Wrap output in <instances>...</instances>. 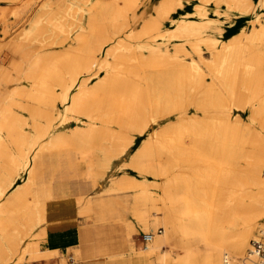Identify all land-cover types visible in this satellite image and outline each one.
Returning a JSON list of instances; mask_svg holds the SVG:
<instances>
[{"label": "bare ground", "instance_id": "bare-ground-1", "mask_svg": "<svg viewBox=\"0 0 264 264\" xmlns=\"http://www.w3.org/2000/svg\"><path fill=\"white\" fill-rule=\"evenodd\" d=\"M82 1L87 5L80 10V14L75 7H70L69 2H65L57 5L56 9L52 5L45 7L32 19L29 28L24 31V36L40 35L41 31L36 33V28L33 27L44 23L46 25V29L43 30L44 35H49V42L52 43L67 42L71 32L75 31L74 28L83 26L82 23L85 20L89 22L91 29L89 33L78 29L74 37L78 44L53 55L31 57L32 54L22 45L18 46L14 51L15 69L20 70L24 63H28L29 67L24 77L32 79L35 86L33 89L16 91V94L12 95L30 98V102L17 103L16 106H21L33 114L47 115L48 112L42 105L63 103L68 98L70 90L78 83L80 91L74 98L77 110L92 104L93 97L102 93L108 100L107 109L113 115L111 123L116 122L119 127L122 125L126 129L99 127L89 129L88 132L93 134L97 132L104 138H115L116 144L123 149L116 153L120 156L128 152V146L135 141L132 142L134 136L145 134L143 116L149 115V108L146 106V101L150 98L149 87L146 83L147 79L141 78L133 66H127L128 56L119 51L118 45L109 49L112 53L117 52L116 61L112 63L102 59L98 53L103 51L105 43L116 41L114 35L118 26L116 18L121 13L128 14L126 7L134 0H95L92 4H89L90 0ZM176 1L161 0L160 10H164V13L161 12L164 19L175 7ZM240 1L242 0H218L217 2L219 4L226 2L229 6L239 8ZM260 4L264 7V0H260ZM198 14L204 16L202 11ZM156 19L152 18L153 21L147 28L149 33L152 32L151 35L160 25ZM252 21L254 26L251 30L243 32L247 43L240 42L237 37V42L233 43L229 50L216 47L212 39L203 36L204 28L190 23L189 26L182 27L180 34L184 38L182 41L168 40L164 50H158V52L155 50L143 61L137 60L141 72L142 69L143 72L146 70L142 67L162 70L163 68L179 69L180 77L177 80L180 88L174 110L181 114L179 117H182L181 124L184 128L180 140L182 163L179 169L171 168V166L163 167L161 159H153L147 154L149 142H144L130 159V164L136 169L140 168L143 175L152 174L164 180V191L158 195H155L151 189L155 180L138 182L143 189L135 195L137 204L133 207V217L125 222L130 241V253L145 256L148 264H190L194 247L189 240L193 237H197L201 244L208 246V250L202 254V264H258L257 257L250 253L249 240L251 236L256 237L259 233L262 224L260 220L264 217V176L261 173L262 164H260L264 162V133L260 135L255 128L256 123L260 122L256 110L262 112L264 118V101L255 110L248 98L255 97L259 91L264 90V20L261 15H257ZM170 45H173V48H170ZM203 45L214 50L212 61L203 56ZM246 51L249 52L247 56L244 55ZM180 52L192 56L196 53L200 59L211 66L228 90L227 95L218 91L216 97L224 100L230 97L233 100L225 103L226 109L220 110L217 104H212L209 109H206L205 114L220 112L229 114V119L220 126L221 144H217L216 147L221 149L216 150L221 156L214 162L215 167L212 169H215V172H211V168L199 166L201 162L210 163V161L204 158L206 154L204 149L207 145L203 140L204 135L188 124L187 116L190 114L191 99L196 96L188 94L187 85L194 83L189 74L192 68L189 61L180 56ZM136 57L139 58V56ZM101 70H106V75L96 82L97 85L94 84L96 86L92 91L86 86L89 79L80 82L81 73L96 71L99 74ZM18 77L3 78L0 89L5 90ZM57 84L63 88L61 94L56 91ZM8 93L2 94L4 99L10 100L12 95ZM197 105L205 107L203 103L197 102ZM0 106L1 114L5 109H12V106L7 103ZM235 108L240 109V114L234 113ZM248 110H250V118L246 120L243 118V113ZM13 113L14 117L11 120L16 121L14 118L18 112L13 110ZM155 113L158 115L163 111L158 110ZM197 116L201 115L196 114L195 118ZM69 120H73V117H69L67 113L63 118H58L57 113L54 112L52 123H49L48 128L44 129L40 125L34 136L27 139V142L25 136H22L23 129L20 125L11 124L10 119L8 123L0 125V132H3L6 126L7 129H12L10 134L16 135L10 138L13 143L8 141L9 138L0 135V264H9L12 261L15 264H24L22 260L24 261L25 257L21 258L18 255V247L25 240L28 232L30 235L26 239V246L32 252L37 251L39 245L54 250L63 243H78L76 214L83 213L91 218L93 209L91 200L85 201L82 207L73 213L70 212L71 209L74 205L78 206L73 200H58L53 203L35 202L32 198V186L36 182L33 166L30 163L32 160L29 162L31 167L27 166L30 168L29 179L20 183L14 190H9L22 164L28 165L27 160L21 156V153L24 154L26 151L24 149L26 143L36 153L47 149L73 147L77 160L86 162L89 161L94 150L103 148L101 143L75 142L68 138L63 131ZM77 121L84 120L77 118ZM81 126H78L79 131ZM14 131H17V134L13 133ZM42 138H45L43 143ZM236 145L239 148L237 150L234 149ZM239 152L240 156L243 155L244 158L249 159L248 161L253 158L251 164L254 165L250 171L240 172L235 179V181L240 180L235 182L236 185H240V188L244 184L251 185L247 194L240 192L242 198L250 199L251 202L231 208L228 217L223 219L221 212L225 196H222V199L221 197L218 199V196L222 194L223 188L226 189L236 170L229 164L228 156ZM106 154L104 151L102 157H109ZM140 154L144 156L146 154V157L140 159ZM102 157L89 163L92 165L87 169L85 177L92 173L97 162L101 165L105 164ZM153 165L156 167H152ZM187 165L191 171L185 168ZM8 167L12 170L10 175L2 171ZM151 168L154 170H149ZM13 174L15 176L12 177ZM117 185V181L112 182L110 189L115 190ZM170 185L173 187L169 189ZM255 185H260L259 190L254 188ZM40 223H43V226L39 232L35 233L34 230ZM159 226L165 229L159 231ZM140 229L153 230L145 233L148 236L147 244L141 248L137 247L133 241V232ZM48 244H51L52 248L47 247ZM36 253L37 256H42V252Z\"/></svg>", "mask_w": 264, "mask_h": 264}, {"label": "rangeland", "instance_id": "rangeland-1", "mask_svg": "<svg viewBox=\"0 0 264 264\" xmlns=\"http://www.w3.org/2000/svg\"><path fill=\"white\" fill-rule=\"evenodd\" d=\"M92 1V2H91ZM95 0H90L89 4H92ZM152 0H134L131 5L126 7V13L128 14H120L118 16V26L117 31L115 32L116 41L111 43H105L103 51H99L98 53L102 59H107L108 63H112L116 61L115 55L117 52H110L109 49L113 47L114 45L119 46V51L121 53L127 54L128 56V64L127 66H133L137 72H139L141 78L147 79V85L149 87V94L150 98L146 101V106L149 108V115L146 117L143 116V119L145 120V134L140 136H134L132 139V142L134 143L130 144L128 146V152L126 154H122L120 156H117L116 153H119L123 149H120V145L116 144L115 138H104L103 135H98L97 132L95 134L89 133V129L93 128H99V127H106L110 129H117L122 128L126 129L122 125L119 127L116 122L111 123V118L113 115H111L107 109L106 102L108 100L106 97L102 95V93H98L96 97H93L94 100L92 104H89V106H85L82 109L77 110L75 107V95L80 91L79 89V83L75 85L68 95V98L63 103H46L45 105H42L47 110V115L42 114H36L31 113L29 110L23 109L21 106H16L17 103H28L30 102L29 97H22L19 95H12L16 94V91L22 90V89H33L35 86V83L32 79H27L24 77L25 72L27 68L29 67L28 63H24V66L22 69L17 70L15 69L16 63H15V56L14 51L15 49L22 45V47L30 52L33 56L37 55H47V54H56L58 52L70 49L72 46L77 45V40L74 39L76 31L84 30V32L89 33L91 29V25H88L89 22H86V20L82 23L83 26H80L75 31L71 32V37L68 39L67 42L64 44L60 43H52L49 42L50 38L49 35L46 36L45 31H43L45 28V24H40L39 26L36 25V33L38 31H41L40 35L33 36V37H26L24 36V31H26L32 19L36 16L38 12H40L42 9H44L47 6L52 5L54 9L57 8V5L64 4L65 2L70 3V7H75L77 10V13L80 14V10L83 9L87 4H85L82 0H24L22 2L16 1V0H0V82L3 78L11 76V77H17V80L10 83V85L7 86V88L4 90L0 89V104L4 105L5 103L12 106V109H5L2 114L0 113V125L8 123V119H10L11 124L20 125L23 129L22 136H25V140L27 142V139H31L34 134L36 133V130L41 125L44 129L48 128L49 123H52V118L54 112L57 113L58 118H63L65 113L69 117H73V120H69L70 122L65 125V129L63 133H65L68 138H70L72 141H85V142H97L101 143L102 147L101 149L94 150L93 154L89 157V161L87 163V169L91 168V165H89L90 162L96 161L97 158H100L103 156V152L105 151L109 157L103 158L105 161V164L101 165L100 162L95 164V168L92 171L91 174L87 178H92L95 183H97L99 180L102 179L98 184L92 186V181L87 179H80L79 182L83 183V185L88 184L87 193L90 196H95L96 198L99 197H106L107 201L111 202V207L113 209L110 212H95L91 214V218L85 216L83 213H79L82 217L86 218V221L90 223H100L96 226L94 225V229L97 236H103L105 235L106 231L110 226L108 225V222L112 219L114 213L115 215H118V218L120 221L129 220L127 219V212L126 209L130 208L132 209L136 203L135 195L138 194V192H141L143 189V186L138 182H143L148 179L155 180V184L151 187V189L154 191L155 195H158L160 193H163L164 191V180L155 177L152 174H146L143 175L140 168L136 169L130 164L131 157L136 153V151L144 144V142H149V146L147 148V154H149L153 159L159 158L161 159V163L163 167L171 166V168L179 169L180 164L182 163L180 159L182 158V153L180 150V140L182 131L184 128H182V117H179L181 114L177 113L175 109V105L178 101V91L180 88V84L177 80L178 77H180V74L178 72V68H170V69H156L151 67H142L146 68L145 72H142L139 70L141 69L139 66V63L137 60L143 61L145 58L150 56V53L158 52V50H164L165 43H167L168 40L180 42L184 38L180 35L182 27H186L184 25L189 26L190 19L193 18H207L208 17V8L206 7L207 4L214 2L219 5L217 2L218 0H177L174 4L173 10L169 13V16L166 19L174 20L175 23H177V27L174 29H166L165 27L170 26V24L163 25L162 21L165 20L163 18L164 10H160L161 8V0L154 6L155 14L149 16V19H147L144 22V25L142 27L141 24L143 22V19L141 17H146L148 14L152 12V9L149 10L145 4L149 5ZM201 6H196L198 3H202ZM253 2L256 5V11L250 14L242 15L240 13V23H243L247 19L248 26L245 28L247 30H250L251 27H253V17L256 16V14H261L262 19L264 20V7H261L259 2L260 0H253ZM153 4L156 3V0L152 1ZM151 3V4H152ZM227 4L226 2H222L220 4ZM185 4H189V6H193L194 9L196 7V13H190L187 12H181L183 11L184 7L189 9L190 7L185 6ZM228 5V4H227ZM210 8L212 5H208ZM229 6V5H228ZM230 7H237V6H230ZM147 9V10H146ZM221 11H223L222 14H218L217 12H210V16H213V13L217 15V17L224 16L227 20L234 17L237 13L234 11H231L228 15L225 13V7H220ZM241 10H247V4L246 0L240 1V7ZM202 11L204 16H200L198 13ZM161 12H163L161 14ZM225 13V14H224ZM119 14V13H118ZM143 15V16H142ZM157 18L156 21L160 23L159 27L154 30V34L152 32H148L147 28L149 27V23H151L153 20L152 18ZM174 17H178L174 19ZM79 18V17H78ZM80 19V18H79ZM78 19V20H79ZM193 25H196L195 23H192ZM258 24V23H257ZM140 27V28H139ZM49 28V27H48ZM51 30V28H50ZM246 32V31H245ZM163 33V34H162ZM176 33L175 35H173ZM158 34H162L161 36H158ZM151 35V36H150ZM204 36V34H203ZM239 37L240 42L247 43L245 34L242 32L241 34H238V36H235L234 38L230 39L229 41H221L219 39L210 38L212 39L216 47L218 48H226L227 50L230 49V47L233 45V43H236V39ZM209 38V37H208ZM173 48V45H170V48ZM203 55L206 59L211 60L213 58V51L212 49L206 48L205 45L202 47ZM216 50V49H215ZM181 57H183L185 60L189 61V65L191 66L190 70V78L194 82L191 85H187V91L189 95H195L196 97L192 100L191 106H190V114L187 116L188 118V124H190L191 128H195L196 131H199L200 134L204 135L203 140L205 142L206 147L204 149L205 157L207 158L210 163H199L200 167H207L214 168V162L217 158L221 156L220 152L216 149H221L216 147L217 144L220 143V136L222 134L220 130V126L226 122L229 119V114L220 112L218 114L214 113H206V109H209V107L212 106V104H217L219 109L221 110L226 109L227 105H225L228 101L232 98L227 97L225 100L216 97L218 94V91H222L224 94H228V90L225 88L224 83L220 80L219 75L214 73V70L211 66H209L207 63H205L200 57L193 53L194 55H186L183 52L179 53ZM245 56L249 55V52L246 51L244 53ZM136 56H139L137 58ZM212 56V58H211ZM210 57V58H208ZM181 60V59H180ZM213 60V59H212ZM211 60V61H212ZM165 69V70H164ZM203 73V74H202ZM37 74V73H36ZM38 75V74H37ZM106 75V70H101L99 74L96 73V71L93 72H86L80 74V82L83 80L89 79L88 83L86 84L87 89L92 91V89L97 85L96 82H98L99 79H101L103 76ZM142 80V79H141ZM94 84H96L94 86ZM0 86L2 84L0 83ZM219 87V89H218ZM56 91L58 93L63 92V88L60 85H56ZM9 92V93H8ZM2 93H8L9 95H12V98L10 100L4 99ZM2 94V96H1ZM16 96V97H15ZM248 101L252 103V107L255 108L264 101V90L262 89L257 93V96L255 97H249ZM197 102L205 104L204 106L197 105ZM18 105V104H17ZM38 109V106L36 107ZM0 110H2V107L0 106ZM13 110H17V116L13 119L14 113ZM161 110L163 111L162 114H156L155 112ZM65 112V113H64ZM152 112V113H151ZM62 113L61 115H59ZM235 114H240V109L235 108L234 109ZM258 120L260 122H257V128L259 134L264 133V118L262 117V112H258L256 110ZM196 114L201 116H196ZM250 110L248 112L243 113V118L246 120H249ZM23 116V118H22ZM235 116V115H234ZM232 116L233 119L235 117ZM78 119H83L84 121H77ZM4 119V121H2ZM60 120V119H58ZM3 122V123H1ZM15 122V123H14ZM82 125L81 131L78 130V126ZM11 126V125H10ZM12 132V129H3V132H0V135L5 136L6 138H9L8 141L10 143H13V140L10 139L13 136L10 134ZM19 132V131H18ZM81 132V133H80ZM13 133L17 134V131H14ZM83 137V138H81ZM12 140V141H11ZM15 141V140H14ZM41 142H45V138H42ZM212 142V143H211ZM214 143V144H213ZM211 144V145H209ZM215 145V146H212ZM236 145L235 150L239 149ZM24 154L21 153V156H23L27 162L28 165L22 164V166L17 171V174H19V180L18 183L25 182L29 179V169L28 167H31L30 163H32L31 160L38 154L35 152L34 149L29 148L27 146V143L24 145ZM233 151V148L231 149ZM145 156L140 154V159H144ZM241 157V158H240ZM229 158V164L231 166H234L236 168L234 172V177L231 179V181L228 182V185L226 186V189H222V194L218 196V199H222V196H225V202H223V210L221 212V218L226 219L228 217V214L230 212V209L235 207L236 205H244L247 203H250V199H245L244 197L240 195V192L242 194H247L248 190H250V184L249 185H242L240 188V185H236L235 182H240L239 179H236L238 175H240V172H249L250 168L252 167V159L248 161L249 159L244 158L243 155L240 156V152L236 155L230 154L228 156ZM31 161V162H30ZM30 162V163H29ZM127 162V163H126ZM94 164V163H93ZM262 164L261 166V173L264 176V162H260ZM12 166V165H11ZM28 166V167H27ZM152 167H156L153 165ZM9 168V167H8ZM4 168L2 171L6 175H10L12 170L9 168ZM26 168V169H25ZM190 170L187 165L185 167ZM82 168L81 170H83ZM144 169H142L143 171ZM151 171L154 170V168L149 169ZM191 171V170H190ZM16 172V171H15ZM49 174L52 173V171H48ZM54 172V171H53ZM211 172H215V169H212ZM15 176L14 174L12 177ZM18 176V175H17ZM106 176V177H105ZM105 177V179H104ZM117 181L118 185L115 186V190H109V187L111 186V183ZM13 182V181H12ZM17 183V182H16ZM20 185V184H19ZM18 185V186H19ZM173 185H170L168 188H172ZM254 188L256 190H259L260 185H255ZM9 190H13L12 185L9 186ZM238 194V195H237ZM79 201L78 203H76ZM81 199L74 201L76 205L81 208L83 202ZM75 207V205H74ZM132 215V211L128 212ZM78 214H76V223L77 226H80L78 218ZM84 218H81V221H83ZM264 221V217L260 220V222ZM122 228L119 226L120 224L117 223L116 227H120L117 229L118 238L123 235V232L125 230L124 225L125 223H122ZM43 226V223H40L35 228L34 232L37 233L40 231L41 227ZM165 228L163 226H159L158 230L162 231ZM153 230H143L140 229L138 231H134L133 237H134V243L137 245V247L140 246L143 247L147 244V241L144 239L145 233L152 232ZM29 233V232H28ZM26 235L25 240L19 245L18 247V255H20L22 260V263L24 264H56L58 258L61 255V252L58 250L61 245H66L71 242L63 243L59 245L56 249H46L45 246L39 245V249L37 251H29L26 246V242L30 235V233ZM122 234V235H121ZM254 236L250 237L249 240V246L251 239H253ZM136 239V240H135ZM109 242V241H108ZM113 242V241H112ZM110 241V243H112ZM119 242V241H118ZM193 244V255L192 260L190 264H202V254L208 250V246L205 244H201L197 237H193L189 240ZM117 244V243H116ZM115 244V245H116ZM114 245V246H115ZM52 245L49 244V247ZM118 248L116 249V252H125L127 245L126 244H117ZM48 247V246H47ZM52 248V247H51ZM42 250V251H40ZM115 251V250H113ZM36 252H42V256L36 255ZM77 252H74V259H82V257L85 256H79L76 254ZM70 254V253H69ZM73 254V253H72ZM66 255V253H65ZM67 256V255H66ZM68 258L71 257V254L67 256ZM20 262V260H18ZM14 261L10 262L9 264H15Z\"/></svg>", "mask_w": 264, "mask_h": 264}, {"label": "crops", "instance_id": "crops-1", "mask_svg": "<svg viewBox=\"0 0 264 264\" xmlns=\"http://www.w3.org/2000/svg\"><path fill=\"white\" fill-rule=\"evenodd\" d=\"M159 1L160 0H156L155 4L153 3L152 4L150 3L149 5L145 4L148 9L150 8L149 10L152 9V12L148 14V16L146 17L142 15L143 17L141 18L143 19V22L140 27H142L144 25V22L147 19H149V16L155 14L154 6ZM202 4L203 2L198 3L196 6L199 7ZM246 4L248 9L241 10L238 7H230L224 3L218 5L214 2H211L206 5V7L209 10L207 18H200L197 16V18L192 17L190 21L204 28L203 34L205 37L215 38L221 41H229L235 36H238V34H241L244 31L251 30V29L250 30L245 29L248 26L247 21L249 19H247L243 23H240V13L242 15L253 13L254 11H256L255 8L256 5L253 2V0H246ZM208 5H212L211 8ZM185 6L190 8L187 9L184 7L183 11L181 12L189 11L190 13H196L197 11L196 7L194 9V7L189 6V4H185ZM220 7H225L224 12L227 13L228 15L230 14L231 11H234L237 14L229 20H227L223 15L220 17H217V15L214 13L213 16L209 15L211 9L212 12L215 11L218 14H222L223 11H221ZM257 15H261V14L258 13ZM255 17H253V19ZM176 18L178 17H174V19ZM162 23L164 26L165 24L167 25L171 23L170 26L165 27L166 29H171V30L177 27L178 25L177 23H175L174 20L171 19H165L162 21ZM76 156L77 155L75 149L73 147H70V148H62V149L43 150L33 158L31 164L33 166L34 179L36 181L32 186L33 200L35 202H51V203L58 200L76 201L79 199L82 200L80 202L85 203V201L87 202L91 200L93 202L92 214L95 212H100L104 214V212H110L111 210L113 211L110 205L111 202L107 201L106 197L96 198L95 196H90L86 194L88 189V184L82 186L83 183L79 182L80 179L91 180L92 186L98 184L100 181H102V179L99 180L97 183H95L92 178L85 177V173L87 171V163L84 160H77L78 157ZM82 168L84 169L81 170ZM48 171L50 172L52 171V173L49 174ZM17 175H18L16 178L17 180L15 179L11 184L13 190L20 184V182L18 183V180L20 178L19 174ZM111 186L109 187V190H111L110 189ZM78 202L79 201H77L76 203ZM74 208H72L70 212L73 213L80 209L79 206H76ZM128 210L129 209H126L128 216L127 219L133 217V208L132 209L130 208V211ZM131 211H132V215L128 213ZM112 214L113 217H111L112 219L110 220V222H108V225L109 226L111 225L110 228H108L105 235L99 237L97 236L98 234L94 229V225L96 226L97 224L100 223L98 222L93 224L92 222L90 223V221L87 222L85 217H82L80 214H78L77 218L80 224H82L78 226V236H79L78 243H69L60 246L58 250L61 252V255L58 258L56 264H148V259L145 256L130 253V241H129L128 230L125 223L126 220L120 221L118 215H115L114 213ZM81 218H84V220L81 221ZM123 222L125 223L124 225L125 230L123 232V235L121 234L122 236L118 238L117 234L119 233L117 232V229L120 227L122 228ZM117 223L120 224L119 225L120 227L118 228L116 227ZM110 241L113 242L110 243ZM116 243L126 244L127 245L126 251L120 253L116 252V249L118 248L116 246L117 245ZM47 246H49V244ZM74 252H77L76 254H78L79 256H85V257L76 260L74 259ZM65 253L67 256L71 254V257L68 258L65 255Z\"/></svg>", "mask_w": 264, "mask_h": 264}, {"label": "built area", "instance_id": "built-area-1", "mask_svg": "<svg viewBox=\"0 0 264 264\" xmlns=\"http://www.w3.org/2000/svg\"><path fill=\"white\" fill-rule=\"evenodd\" d=\"M144 239L147 241L148 236L144 235ZM249 250L257 257L258 264H264V221L257 236L251 239Z\"/></svg>", "mask_w": 264, "mask_h": 264}]
</instances>
